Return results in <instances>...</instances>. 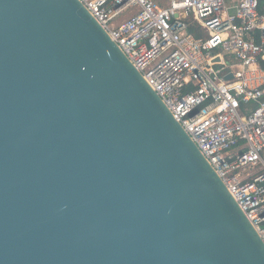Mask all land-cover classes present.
<instances>
[{"label":"water","instance_id":"water-1","mask_svg":"<svg viewBox=\"0 0 264 264\" xmlns=\"http://www.w3.org/2000/svg\"><path fill=\"white\" fill-rule=\"evenodd\" d=\"M0 264H264L221 178L79 0H0Z\"/></svg>","mask_w":264,"mask_h":264},{"label":"built area","instance_id":"built-area-1","mask_svg":"<svg viewBox=\"0 0 264 264\" xmlns=\"http://www.w3.org/2000/svg\"><path fill=\"white\" fill-rule=\"evenodd\" d=\"M79 1L197 145L264 243V0Z\"/></svg>","mask_w":264,"mask_h":264},{"label":"crops","instance_id":"crops-1","mask_svg":"<svg viewBox=\"0 0 264 264\" xmlns=\"http://www.w3.org/2000/svg\"><path fill=\"white\" fill-rule=\"evenodd\" d=\"M156 1L159 2V3L165 4V0H156Z\"/></svg>","mask_w":264,"mask_h":264},{"label":"trees","instance_id":"trees-1","mask_svg":"<svg viewBox=\"0 0 264 264\" xmlns=\"http://www.w3.org/2000/svg\"><path fill=\"white\" fill-rule=\"evenodd\" d=\"M194 32V31H193ZM195 33V32H194ZM195 34H197V33H195Z\"/></svg>","mask_w":264,"mask_h":264},{"label":"rangeland","instance_id":"rangeland-1","mask_svg":"<svg viewBox=\"0 0 264 264\" xmlns=\"http://www.w3.org/2000/svg\"><path fill=\"white\" fill-rule=\"evenodd\" d=\"M263 155H264V152H263Z\"/></svg>","mask_w":264,"mask_h":264}]
</instances>
